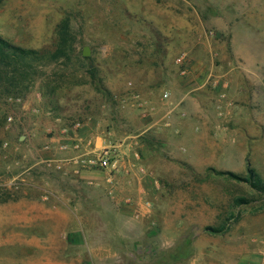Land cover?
<instances>
[{
	"label": "rangeland",
	"instance_id": "1",
	"mask_svg": "<svg viewBox=\"0 0 264 264\" xmlns=\"http://www.w3.org/2000/svg\"><path fill=\"white\" fill-rule=\"evenodd\" d=\"M66 18L72 62L0 98V264H264V0H5L0 35L53 51ZM96 144L132 169H89L108 192L71 164Z\"/></svg>",
	"mask_w": 264,
	"mask_h": 264
},
{
	"label": "trees",
	"instance_id": "2",
	"mask_svg": "<svg viewBox=\"0 0 264 264\" xmlns=\"http://www.w3.org/2000/svg\"><path fill=\"white\" fill-rule=\"evenodd\" d=\"M5 0H0V6ZM75 37L70 30L69 19H64L56 29V41L53 51H38L16 46L0 35V98L20 94L33 85L42 74L43 68L62 63L68 66L76 55ZM241 180L238 176H233ZM246 182L251 188L264 197V181L256 172L248 169ZM238 204L246 203L238 200ZM213 233H224V229H208Z\"/></svg>",
	"mask_w": 264,
	"mask_h": 264
},
{
	"label": "crops",
	"instance_id": "3",
	"mask_svg": "<svg viewBox=\"0 0 264 264\" xmlns=\"http://www.w3.org/2000/svg\"><path fill=\"white\" fill-rule=\"evenodd\" d=\"M201 112L203 113V108H201ZM96 149H100L101 147H99V145L96 144L95 146ZM121 158V156H120ZM124 160V159H123ZM122 165H120V168L118 170V173L121 174H127V173H132V169H130V165H126L125 161H121ZM71 164L72 167H74V169L76 170V172H78L80 174V176L83 177V179H86L83 183V186H88V187H92L94 189H100L102 191L106 190L108 192V183L105 182L106 180L104 179V174H100L95 170H89L88 168L80 170L78 169L79 166L81 165L80 161L75 160V159H71ZM83 165V164H82ZM130 168H128V167ZM85 168V167H84ZM103 176V177H102ZM109 182L112 183V179L109 180ZM121 183L122 186H121ZM133 184L132 183H128L125 184V182L121 181L118 185L114 186L115 189H118V192H120L122 194V196H120L121 194L117 195L116 197L111 196L110 198L113 199V202H115L117 205H119L121 208H125V207H131L134 206L136 204V197L130 195L134 192V189L132 188ZM113 191L111 190L112 193ZM61 198L62 200H64V196L63 194H61ZM76 198V197H74ZM68 201H70V198H67ZM127 200L130 201L131 203H127ZM132 200V201H131ZM54 216H57L58 219L60 218H65L68 220V225L69 227L66 229H63V231L61 232L62 235H66V234H70L73 232H81L82 234H88L87 232L90 233V231H88L87 229H85L84 227H75L77 220H80V217L73 213V211L69 210L68 212L63 211H56L53 212ZM79 222V221H78ZM53 264H77L73 261H66V260H61L58 263H53ZM81 264V263H79Z\"/></svg>",
	"mask_w": 264,
	"mask_h": 264
},
{
	"label": "built area",
	"instance_id": "4",
	"mask_svg": "<svg viewBox=\"0 0 264 264\" xmlns=\"http://www.w3.org/2000/svg\"><path fill=\"white\" fill-rule=\"evenodd\" d=\"M165 98H169L168 93L164 94ZM9 121H12V118H9ZM79 126V124L77 125ZM83 145L75 144L73 149L76 151L82 150ZM120 145H110L107 147L99 149V152L96 153L94 156H90L89 158L85 157L90 151L85 154L83 153L82 156H76L73 159L80 161L83 164V167L88 169H102L109 172H118L120 168ZM64 149L68 148V145L63 146ZM96 149V148H95ZM94 154V153H93ZM90 155V154H88ZM84 157L83 159H81ZM58 170L62 169L61 165H57L56 167Z\"/></svg>",
	"mask_w": 264,
	"mask_h": 264
},
{
	"label": "water",
	"instance_id": "5",
	"mask_svg": "<svg viewBox=\"0 0 264 264\" xmlns=\"http://www.w3.org/2000/svg\"><path fill=\"white\" fill-rule=\"evenodd\" d=\"M82 55H83V57H89L90 56V52H89L87 47L84 48Z\"/></svg>",
	"mask_w": 264,
	"mask_h": 264
}]
</instances>
